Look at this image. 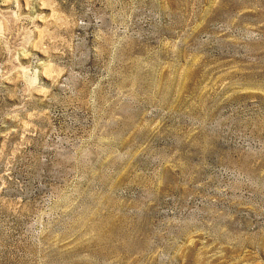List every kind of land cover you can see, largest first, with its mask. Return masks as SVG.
I'll use <instances>...</instances> for the list:
<instances>
[{
  "label": "rangeland",
  "instance_id": "obj_1",
  "mask_svg": "<svg viewBox=\"0 0 264 264\" xmlns=\"http://www.w3.org/2000/svg\"><path fill=\"white\" fill-rule=\"evenodd\" d=\"M0 264H264V0H0Z\"/></svg>",
  "mask_w": 264,
  "mask_h": 264
}]
</instances>
